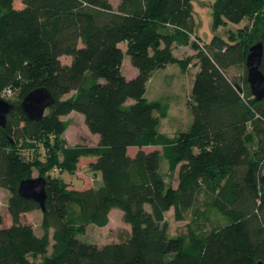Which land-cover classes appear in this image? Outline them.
Masks as SVG:
<instances>
[{"label":"trees","instance_id":"1","mask_svg":"<svg viewBox=\"0 0 264 264\" xmlns=\"http://www.w3.org/2000/svg\"><path fill=\"white\" fill-rule=\"evenodd\" d=\"M15 1L0 0V96L13 105L0 125V187L10 192L12 219L0 228V264H36L31 257L42 264H264V98L252 95L246 68L249 48L264 44V0H214L215 29L249 23L231 31L230 41L216 36L205 44L194 34L192 0H120L118 7L111 0H22L20 9ZM177 45L195 53L177 57ZM125 54L137 70L132 79L122 71ZM171 63L183 71L199 66L192 122L175 137L160 130L170 104L145 96L154 72ZM236 65L246 68L242 78L228 75ZM40 87L54 102L31 120L21 103ZM73 111L99 135L97 145H68L72 121L64 116ZM130 147L139 148L136 155ZM81 158H93L88 168L102 178L77 189L59 175L76 173ZM34 170L46 179L44 211L18 193ZM203 191L212 197L208 212L170 235L166 213L174 209L185 220ZM114 208L131 227L118 241L78 238L89 225L107 226ZM36 209L42 235L23 222ZM202 216L215 226L203 229Z\"/></svg>","mask_w":264,"mask_h":264},{"label":"rangeland","instance_id":"2","mask_svg":"<svg viewBox=\"0 0 264 264\" xmlns=\"http://www.w3.org/2000/svg\"><path fill=\"white\" fill-rule=\"evenodd\" d=\"M115 7H118L120 0H111ZM24 5L22 0L15 1L16 8H22ZM214 0H192V13L195 20V36L199 37L202 43H211L217 36L226 41H230L231 31H236L249 23L248 19L243 20L241 23L226 22L221 24L217 29L214 28ZM194 38V36H193ZM120 47L126 51V44L121 43ZM173 52L175 56L184 58L195 53V50L190 45H177L174 47ZM63 63H70V56H63ZM244 65H236L228 69L230 78H242L245 74ZM199 70V66L193 63L187 71H183L178 63H171L167 67L156 70L152 78L147 83V92L145 96L149 100H160L169 103L171 106L170 115L168 118L163 119L160 124V130L167 133L169 136L175 137L179 132L186 131L192 122V113L189 108V100L192 94L194 78ZM122 71L128 79H132L137 75L136 68L131 64L130 57L125 54L122 65ZM241 80V79H240ZM20 90L13 96L18 99ZM65 119L72 121L71 127L66 131L65 136L68 140V145L76 143L96 144L99 135L93 134L87 128L84 115L78 111H73L64 116ZM96 138V139H95ZM136 148V147H135ZM159 149L160 147H147L146 151ZM139 149H131L129 154H135ZM88 161L81 160L79 163V171L77 173H70L68 170L63 171L59 177L69 183L71 187L81 189L84 185H92L95 181V175L87 167ZM167 162L164 157L161 158L160 171H166ZM52 176L53 170L49 172ZM264 174V163L262 167ZM38 171L34 170V177H38ZM177 186V181L173 182ZM10 192L0 187V215L3 217V223L0 228L8 227L12 224V219L8 211V202ZM212 197L201 192L192 209L186 215L183 221H177L174 216V209L166 213V219L169 225L170 235H180L187 231V224L193 219L197 218L198 211L203 213L208 212L209 203ZM42 216L41 209H36L28 212L23 217L24 223L33 225L38 235L43 234L42 229ZM199 224L203 229L210 230L215 226L211 221H208L203 216L199 220ZM130 225L126 224L123 220V212L119 208H114L111 212L110 223L107 226L100 227L95 224L89 225L84 233L78 235L83 241L94 243L98 245H105L120 239V234L130 229ZM52 231H51V245L49 253L52 251ZM31 260L36 264H42V257H31Z\"/></svg>","mask_w":264,"mask_h":264},{"label":"water","instance_id":"3","mask_svg":"<svg viewBox=\"0 0 264 264\" xmlns=\"http://www.w3.org/2000/svg\"><path fill=\"white\" fill-rule=\"evenodd\" d=\"M264 54V44L259 41L253 44L246 57L247 80L251 93L257 100L264 98V73L261 64ZM54 102L52 94L44 87L36 88L29 92L21 103V108L31 120H41L47 108ZM12 104L0 96V125H6V117L12 109ZM18 193L35 200L45 210L46 179L42 176L23 180L18 188Z\"/></svg>","mask_w":264,"mask_h":264},{"label":"crops","instance_id":"4","mask_svg":"<svg viewBox=\"0 0 264 264\" xmlns=\"http://www.w3.org/2000/svg\"><path fill=\"white\" fill-rule=\"evenodd\" d=\"M71 127V126H70ZM96 139V138H95ZM97 140V143L96 144H87V143H82V144H87V145H89V146H95V145H97L98 144V142H99V139H96ZM76 144H78V143H76ZM75 145V144H74ZM131 149H139V148H135V147H130L129 148V152L131 151ZM145 149V148H144ZM139 151V150H138ZM132 156H134V155H136V153L135 154H131ZM81 160H87L88 161V165H89V163L91 162V161H93L94 159L93 158H81ZM80 160V161H81ZM88 165H87V167H88ZM79 168H80V166H79V164H78V170H77V172L79 171ZM89 169V168H88ZM76 172V173H77ZM95 174V173H94ZM96 181H100L101 180V174L100 173H97L96 175ZM93 186V184L92 185H84V187H82L81 189H83V188H88V187H92ZM74 188V187H73ZM112 212V211H111ZM110 218H111V213H110ZM110 223V222H109Z\"/></svg>","mask_w":264,"mask_h":264},{"label":"built area","instance_id":"5","mask_svg":"<svg viewBox=\"0 0 264 264\" xmlns=\"http://www.w3.org/2000/svg\"><path fill=\"white\" fill-rule=\"evenodd\" d=\"M12 94H13V92H12L11 89H6V90L4 91L3 96L10 97ZM59 173H60V168H55V169H54V174H55V175H58Z\"/></svg>","mask_w":264,"mask_h":264}]
</instances>
